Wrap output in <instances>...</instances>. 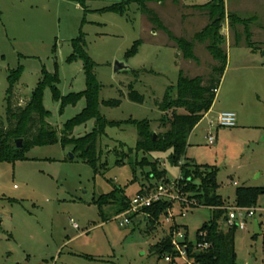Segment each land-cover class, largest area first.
<instances>
[{"label":"rangeland","instance_id":"1","mask_svg":"<svg viewBox=\"0 0 264 264\" xmlns=\"http://www.w3.org/2000/svg\"><path fill=\"white\" fill-rule=\"evenodd\" d=\"M123 1L0 0L3 128H9L5 94L11 70L22 68L12 96L17 108L29 102L42 71L57 72L61 96L85 90L82 63L66 62L72 54L71 42L81 33L86 53L96 65V81L102 86L100 115L117 122L147 120L153 134L164 131L158 129L161 113L157 103L166 89L176 85L180 73L187 79L200 77L205 84L218 65L207 51L211 38L202 43L194 39L209 24L207 12L195 6L211 0H169L150 7L175 38L193 43L196 61L184 59L180 51L177 57L173 48L165 46V32L149 22L136 4L128 6L123 16L103 12ZM225 13L248 23L230 27L226 18L221 26L220 34L230 45L222 46L227 55L226 70L211 114L188 137L185 158L196 166L217 169L216 195L231 208L237 188H264V0H226ZM246 33L251 35V46ZM136 42H140L137 56L125 60ZM120 62H125L129 71L115 74L114 65ZM129 85L143 96V104L131 103L124 96ZM108 100H120L121 105L107 108L101 104ZM42 102L50 113L46 122L58 131L85 107L81 100L60 113L59 103L52 100L48 88ZM224 111L235 114V128L218 127L217 116ZM94 128V120L89 121L75 128L72 137L82 138ZM208 134L214 138L212 146L208 145ZM137 141L132 126L106 128L97 141V170L81 161L71 147L60 145L32 148L25 154L26 161L0 163V264H167L149 248L167 235L172 224L195 246L197 231L210 221V209L174 203L170 210L173 219L167 223L162 217L161 225L151 234H146L140 215L121 226L118 217L124 212L116 214V204L105 206L102 215L97 204L101 196L120 188L131 201L143 184L148 188L145 174L149 168L133 167L135 159L139 162L144 156L128 151H135ZM115 151L127 155L120 165L116 164ZM168 157L169 153L146 156L149 161H160V170L172 183L179 177V170L168 165ZM252 209L254 216L246 220L245 229H235L233 234L236 264H264V195ZM254 223L259 234L253 239ZM219 227L223 233L229 228L222 220ZM188 262L174 260V264H192Z\"/></svg>","mask_w":264,"mask_h":264},{"label":"trees","instance_id":"2","mask_svg":"<svg viewBox=\"0 0 264 264\" xmlns=\"http://www.w3.org/2000/svg\"><path fill=\"white\" fill-rule=\"evenodd\" d=\"M166 1L169 0H124L118 5L103 10V12L123 16L128 6L136 4L149 22L165 32L168 39L175 44L176 49L182 53L184 59L196 61L192 53L193 43L175 38L161 24L154 12L147 7V4L150 3L163 4ZM195 7L207 12L209 24L196 34L194 39L202 43L205 38L207 40L209 37L211 38L212 42L207 47V51L218 65L212 68L205 84L200 77L187 79L180 73L176 85L166 89L162 100L157 103V109L162 114L157 121L158 129L164 130L156 135L157 141H153L151 124L147 120L128 119L117 122L108 121L100 115L99 93L102 86L96 81L94 75L96 65L87 55L84 37L80 33L79 37L71 42L72 54L66 59V62L68 64L78 61L82 63L85 76V90L83 92L61 96L57 89L59 83L57 72L50 74L42 71L41 79L32 92L29 102L23 108H17V102L12 100V96L20 80L22 68L18 67L16 70L8 72L5 103L9 128H3L0 119V163L14 164L18 161H26L25 154L32 148L60 145L62 148L71 147L81 161L96 169L100 157L96 152L97 141L104 135L105 129L132 126L137 131L138 141L135 151L130 149L128 151L135 153V156L139 154L144 156L139 162L135 159L133 167L149 168L145 174L148 188L146 190L143 184L138 195L146 194L151 190L154 191L160 184H169L165 178V171L160 170V161L158 159L149 161L146 158L147 155L154 153H169L172 167H178L179 170L176 190L181 201L185 199L189 207L193 209L207 208L211 210L210 221L197 231L195 243V245L208 244L210 247L198 251L185 239L188 260L192 264H236L233 234L237 228L236 226L229 227L227 232L223 233L219 227L220 220L227 222L228 207L224 206L221 198L216 195L217 169L208 166H196L185 158V151L190 133L214 103L216 91L227 65V56L222 48L225 40L220 34L221 26L225 23L226 18L230 27L234 24L246 26L248 22L237 19L233 15L227 16L224 0H211L206 5ZM246 37L248 46H251L249 43L250 34L246 33ZM139 47L140 42L134 43L125 54L124 59L128 60L134 57ZM47 88L51 92L52 100L59 103L60 113L68 106H76L81 100L85 101V107L81 113L67 121L61 131L55 130L46 122L50 113L44 108L42 97ZM127 89L126 98L128 101L139 105L143 104V96L134 91L133 85H129ZM121 96L123 95L121 94ZM101 104L107 108H118L121 101L108 100L101 102ZM92 120L95 122V128L91 133L82 138L72 137L75 128ZM18 140L22 141V145L17 150L16 141ZM115 155L117 165L122 164V160L127 156L122 151H115ZM180 162H182L181 165H179ZM104 166L102 165V168ZM262 195H264V188H237L234 204L238 208L251 209ZM110 203L118 205L115 213L119 215L129 209L130 200L123 196L120 188H115L109 194L101 196L97 201L102 215H104L103 208ZM184 205L180 204L181 207ZM172 206V203L160 201L143 210L142 223L146 226V234H151L161 225V218L167 216V212L172 209ZM137 216V214H133L128 218L131 221ZM174 230H179V227L174 224L170 225L167 235L149 248V252L156 255L158 260H164L166 256H169L171 264H174V260L179 258L171 245V233ZM255 237L252 236L253 239Z\"/></svg>","mask_w":264,"mask_h":264},{"label":"built area","instance_id":"3","mask_svg":"<svg viewBox=\"0 0 264 264\" xmlns=\"http://www.w3.org/2000/svg\"><path fill=\"white\" fill-rule=\"evenodd\" d=\"M217 125L220 128H235L236 126V116L233 112H221L217 116ZM214 144V138L211 134H208V145L212 146ZM182 162L179 163L181 165ZM179 177L177 178V180ZM177 180L169 183L167 185L160 184L154 191L150 193H146L143 195H136L131 201L129 205V209L121 214L118 217V220L121 219L120 225H128L130 223L129 216L133 214H137L138 216L143 215V210L151 207L153 204L166 201L169 203H177L185 204L184 207L187 208L189 205L186 203L185 199L181 201L178 191L176 190ZM169 210L166 216V222L169 223L170 220L173 219L172 214ZM183 217L184 215L181 214ZM254 216V210L245 209V208H238L236 206L227 208V224L229 227L236 226L239 230L245 229V222L248 218H252ZM171 245L174 251L178 254V257L181 260H184L186 263L189 261L187 258V244L185 243V237L179 232V230H174L171 233ZM210 246L208 244H196L194 246L195 250H205L208 249ZM164 262L169 264L171 262V258L166 256L164 258ZM191 262V261H189ZM188 262V263H189Z\"/></svg>","mask_w":264,"mask_h":264},{"label":"water","instance_id":"4","mask_svg":"<svg viewBox=\"0 0 264 264\" xmlns=\"http://www.w3.org/2000/svg\"><path fill=\"white\" fill-rule=\"evenodd\" d=\"M121 71H129V68L126 66V63L125 62L115 63L114 73L116 74V73H119ZM153 141H157L155 134H153ZM21 145H22L21 140L16 141V149L17 150L21 148ZM70 158L72 159L73 156L71 155ZM167 161H168L169 166L172 167V161H171L170 157H168ZM0 226H1V221H0ZM258 230H259L258 225L256 223H254L253 236H257L259 234Z\"/></svg>","mask_w":264,"mask_h":264},{"label":"crops","instance_id":"5","mask_svg":"<svg viewBox=\"0 0 264 264\" xmlns=\"http://www.w3.org/2000/svg\"><path fill=\"white\" fill-rule=\"evenodd\" d=\"M152 4H153V3L147 4V7L150 9V7H151ZM224 4H226V0H224ZM159 5H160V4H159ZM150 10H151V9H150ZM162 24H163V23H162ZM149 27H150V28H149V33H151V32L153 31V27H152L151 24H150ZM164 27H165V26H164ZM165 28H166V27H165ZM158 32H159V31H158ZM158 32L153 33V34L156 35ZM250 38H251V35H250ZM224 40H225V43H224L225 48H226V46H230V45L227 43L225 37H224ZM168 41L171 42L168 38H166L165 46H168V47H170V48H173V49L177 52L176 56L179 57V52H178V50L176 49V47L169 45ZM172 43H173V42H172ZM136 56H137V54H136L134 57H132L131 59H134ZM226 56H227V55H226ZM131 59H130V60H131ZM225 70H226V68H225ZM224 72H225V71H224ZM223 75H224V74H223ZM216 93H217V91H216ZM121 94H123V92H122ZM123 95H124V94H123ZM126 95H127V94H126ZM126 95H124V96H126ZM215 98H216V96H215ZM214 102H215V100H214ZM213 107H214V103H213L211 109L208 111L207 114L204 115V117L202 118V120H201L200 122L204 121V120L206 119V117H207L209 114H211V112H212V110H213ZM224 112H225V111H224ZM227 112H228V111H227ZM161 115H162V114H160V117H161ZM200 122H199V123H200Z\"/></svg>","mask_w":264,"mask_h":264}]
</instances>
